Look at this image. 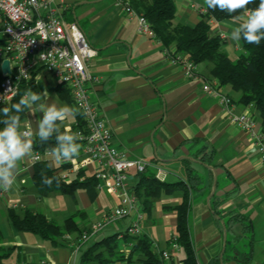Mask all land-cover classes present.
<instances>
[{
    "label": "crops",
    "instance_id": "obj_1",
    "mask_svg": "<svg viewBox=\"0 0 264 264\" xmlns=\"http://www.w3.org/2000/svg\"><path fill=\"white\" fill-rule=\"evenodd\" d=\"M190 1L196 6L190 7ZM57 2L64 18L76 22L96 50L88 69L98 80L88 83L87 88L90 100L111 130L112 143L129 157L148 161L154 173L161 168V177H156L161 181H184L186 164L200 175L202 188L190 194L187 219L198 264H264V162L250 135L232 122L217 98L205 93V83L212 80L210 64H197L193 77L184 75L181 66L165 56L162 44L152 34L139 31L137 19L115 0ZM174 2L178 23L195 24L201 19L198 7H205L204 0ZM239 22L210 20V32L220 36L221 49L232 58L242 53L241 46L229 38ZM34 82L41 99L29 101L21 127L27 122L33 136L38 135L44 109L53 104L66 105L74 111L63 121H56L55 127L62 129V134L71 129L74 135L76 110L72 103L58 97L56 80L37 71ZM45 90L48 96L42 95ZM219 90L231 98L234 114L249 112L258 117L252 104L239 102V92L228 85ZM46 162L51 167L56 165L51 159ZM33 169L28 156L20 164L13 187L1 189L0 264H99L93 259L95 254L102 252L108 257L100 241L113 234H117L116 253L110 261L127 253L122 235L129 224L127 217L111 221L83 244L77 243L81 233L115 205L117 199L111 193L79 187L72 193L53 191L39 197ZM79 176L91 178L88 172ZM136 181L131 170L127 183L133 187ZM181 197V190L161 194L149 214L143 213L142 233L150 238L157 253L175 252L169 237L174 233L176 213L165 207L178 204ZM214 199L219 201L217 210L225 213L222 218L212 211ZM25 209L58 224L73 217L80 232L67 233L61 243L53 244L36 233L18 230L8 214L10 210L22 214ZM230 211L246 217L250 234L241 222L228 219L226 213ZM92 245H96L94 254L82 258ZM176 252L181 259L183 254Z\"/></svg>",
    "mask_w": 264,
    "mask_h": 264
},
{
    "label": "built area",
    "instance_id": "obj_2",
    "mask_svg": "<svg viewBox=\"0 0 264 264\" xmlns=\"http://www.w3.org/2000/svg\"><path fill=\"white\" fill-rule=\"evenodd\" d=\"M57 1L0 0V104L9 103L18 94L21 85L27 84L37 71H45L58 84L67 87L71 93L72 104L83 120L81 126L75 123L73 128L74 135L82 134L77 139L81 145L79 155L70 162L62 163L53 150L33 147L29 162L33 165L48 159L55 161L57 175L66 183L73 177L81 180L79 174L88 172V176L95 180L97 190L105 189L117 199L101 220L94 222L81 233L77 243L83 244L106 224L125 217L129 218V224L122 235L141 234L143 212L138 206L132 186L127 183V177L131 170L141 173L151 167V164L142 158L129 157L112 143L111 130L96 103L90 100L87 88L88 83L98 80L88 69V61L96 54V50L79 25L64 18ZM115 2L129 16L137 19L139 31L153 35L142 15L130 8L126 2ZM196 4L190 1V7H195ZM198 11L200 14L204 13L205 7L199 6ZM163 53L171 63L181 66L184 75H195L196 65L187 57H171L166 48ZM5 59L9 62L8 73L1 69V63ZM204 91L217 98L230 114L232 122L250 135L261 161L264 162V130L257 117L249 112L234 114L231 111V98L219 90L214 79L205 83ZM20 130L32 139L33 134L27 122H24ZM162 171L157 168L155 177H161ZM169 243L174 249L179 248L174 234L169 237ZM126 246L127 253L124 257L111 260L108 264H130L126 257L132 243L126 241ZM158 254L162 261L181 264L180 259L168 250L159 251Z\"/></svg>",
    "mask_w": 264,
    "mask_h": 264
},
{
    "label": "trees",
    "instance_id": "obj_3",
    "mask_svg": "<svg viewBox=\"0 0 264 264\" xmlns=\"http://www.w3.org/2000/svg\"><path fill=\"white\" fill-rule=\"evenodd\" d=\"M126 2L130 8L142 15L152 29L153 36L162 44L163 50L166 48L171 57H187L195 65L206 62L210 64V73L212 79L216 80L218 87L228 85L230 88L239 92V102L248 105L252 104L258 112V120L264 130V41L259 46L247 44L240 41L242 53L237 58H232L221 49L222 39L219 35H213L210 32V20L221 21L225 19H235L236 16L244 17L245 13H227L219 10L212 11L205 5V12L200 14L201 19L195 24H180L176 21V5L174 0H121ZM259 0L248 6L249 9L257 7ZM33 73L31 80L27 84H22L18 94L9 102L0 104V128L5 125L3 121L13 116L19 117L20 129L21 123L25 117L27 105H21V110L17 111L13 105L18 103L23 94L29 89L36 92ZM58 97L68 103H72V97L69 89L62 84L56 86ZM8 108L7 115L3 112ZM75 119L77 125L83 123L81 114L76 111ZM75 125L73 126V128ZM62 129L54 126V130L47 139L34 135L32 137L33 147L39 150L59 147L56 137L61 135ZM75 143L79 144L76 140ZM33 182L36 186L38 196L43 197L53 191L72 193L79 187H86L88 190H95L96 182L93 178H83L81 181L77 177L66 183L56 172V167H51L46 161H39L33 164ZM186 179L184 181L165 182L155 177L154 171L148 167L141 173H135L137 181L132 187L138 202V206L144 214H149L155 198L161 194H171L175 190L182 191V197L178 204L172 207L176 213V224L174 228L175 243L182 250L181 264H198L195 250L190 240L188 231V209L190 205V194L192 191H198L202 188V179L200 175L186 164ZM80 175V174H79ZM51 181V185L44 182ZM219 201L214 199L211 204L215 216L222 218L225 213L217 210ZM228 219L234 222H241L244 230L250 234V225L246 217L236 211H230ZM9 218L13 226L18 230L30 231L38 234L40 237L49 240L53 244L61 243L64 236L71 232H80L79 227L69 217L62 224L47 219L43 214L32 212L25 209L22 214L13 210L9 211ZM124 240L131 242L132 246L127 255L130 264H163L159 254L154 251L152 241L144 234L135 236L123 235ZM1 238V234H0ZM117 234L104 238L100 243L105 247L108 257L102 252L94 255L99 264H108L116 248ZM251 238L249 240V245ZM96 245L89 246L83 253L82 258L93 255L96 251ZM119 258H123L121 253Z\"/></svg>",
    "mask_w": 264,
    "mask_h": 264
},
{
    "label": "clouds",
    "instance_id": "obj_4",
    "mask_svg": "<svg viewBox=\"0 0 264 264\" xmlns=\"http://www.w3.org/2000/svg\"><path fill=\"white\" fill-rule=\"evenodd\" d=\"M255 0H204V4L212 11L232 15L233 13L244 12L245 16H236L235 19L240 21L237 26L233 27L229 38L240 47V41L247 44L259 46L264 41V0H259L257 7L249 9L248 6ZM243 51V48H241ZM27 78V77H26ZM42 95L48 96L47 90ZM41 99V93L28 90L26 95L21 97L19 102L13 107L21 110V105H28L29 101ZM74 110L64 105L57 107L56 104L44 109V116L39 124V137L47 139L51 136L55 122L63 121L67 115ZM3 112L7 115L8 108ZM4 127L0 128V189L5 191L11 189L16 182L20 172V164L26 157L32 154L33 141L26 137L20 130L19 117L13 116L3 121ZM71 129H65L64 134L56 137L59 147L54 149L56 157L61 162H70L79 155L81 145L75 143L78 138L82 137L81 133L71 134ZM51 185V181L44 182Z\"/></svg>",
    "mask_w": 264,
    "mask_h": 264
},
{
    "label": "water",
    "instance_id": "obj_5",
    "mask_svg": "<svg viewBox=\"0 0 264 264\" xmlns=\"http://www.w3.org/2000/svg\"><path fill=\"white\" fill-rule=\"evenodd\" d=\"M1 69L4 73H8L9 72V62L7 59L3 60L1 63Z\"/></svg>",
    "mask_w": 264,
    "mask_h": 264
},
{
    "label": "rangeland",
    "instance_id": "obj_6",
    "mask_svg": "<svg viewBox=\"0 0 264 264\" xmlns=\"http://www.w3.org/2000/svg\"><path fill=\"white\" fill-rule=\"evenodd\" d=\"M41 72H43V73H46L45 71H41ZM47 74V73H46ZM48 77L51 79V80H54V79H52L50 76H49V74H48ZM172 249L175 251L174 253H173V255L174 256H177V252L176 251H178V253H180V254H182V250L181 249H174L173 247H172Z\"/></svg>",
    "mask_w": 264,
    "mask_h": 264
}]
</instances>
